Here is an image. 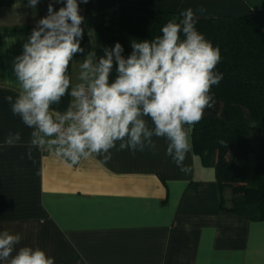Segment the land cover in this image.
I'll return each instance as SVG.
<instances>
[{"label": "crops", "instance_id": "0c3cea01", "mask_svg": "<svg viewBox=\"0 0 264 264\" xmlns=\"http://www.w3.org/2000/svg\"><path fill=\"white\" fill-rule=\"evenodd\" d=\"M48 2L32 9L26 0H0V230L20 233L18 247H40L55 264H264V220L223 210L230 191L219 189L213 169L190 151L189 171L181 172L163 138H153L155 151L113 149L107 163L90 157L69 168L37 149L29 159L32 129L13 115L7 97L19 90L12 62ZM189 7L195 16L251 14L264 28V0H88L80 3L85 52L69 67L73 82L79 60L94 50V15L116 8L181 15ZM68 103L66 96L54 107ZM17 131L20 144L3 146Z\"/></svg>", "mask_w": 264, "mask_h": 264}, {"label": "clouds", "instance_id": "9594fccd", "mask_svg": "<svg viewBox=\"0 0 264 264\" xmlns=\"http://www.w3.org/2000/svg\"><path fill=\"white\" fill-rule=\"evenodd\" d=\"M40 2L27 0V7L35 9ZM80 3L88 0H49L47 14L12 62L19 90L15 99L7 100L13 115L32 129L29 159L37 149L54 154L69 168L90 157L107 163L113 149L157 150L155 137L167 141L165 154L187 173L192 129L214 106L212 88L223 79L216 71L219 46L197 29L189 7L151 40H133L127 56L119 42L104 48L102 55L89 50L79 60L73 82L69 67L85 52ZM56 4L62 6L57 10ZM66 96L64 110L54 107ZM21 139L20 131L9 132L3 146H16ZM21 241L20 233L0 230V264H55L40 247H18Z\"/></svg>", "mask_w": 264, "mask_h": 264}, {"label": "trees", "instance_id": "16d2710c", "mask_svg": "<svg viewBox=\"0 0 264 264\" xmlns=\"http://www.w3.org/2000/svg\"><path fill=\"white\" fill-rule=\"evenodd\" d=\"M27 1V0H26ZM181 15L109 9L91 19L94 50L119 42L124 55L133 40H151L161 27ZM196 27L221 61L216 71L223 79L213 86L215 104L206 109L191 132V152L211 167L222 191H230V204L221 208L250 220H264V28L251 15L195 16Z\"/></svg>", "mask_w": 264, "mask_h": 264}, {"label": "rangeland", "instance_id": "374dc122", "mask_svg": "<svg viewBox=\"0 0 264 264\" xmlns=\"http://www.w3.org/2000/svg\"><path fill=\"white\" fill-rule=\"evenodd\" d=\"M225 197H227V198H225L226 200L229 199L228 201H230V198H229L230 196L228 197V196H227V193L225 194Z\"/></svg>", "mask_w": 264, "mask_h": 264}]
</instances>
